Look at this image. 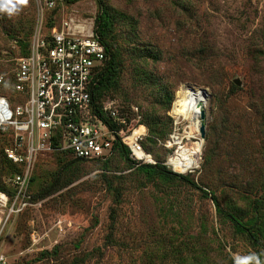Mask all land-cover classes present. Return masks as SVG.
I'll return each instance as SVG.
<instances>
[{"label":"rangeland","instance_id":"374dc122","mask_svg":"<svg viewBox=\"0 0 264 264\" xmlns=\"http://www.w3.org/2000/svg\"><path fill=\"white\" fill-rule=\"evenodd\" d=\"M102 1L123 60L117 88L103 102L128 106L133 124L145 128L143 149L208 196L178 179L147 181L116 155L105 166L85 160L62 168L61 181H72L8 223L0 253L8 264H264V250L256 251L219 216L210 198L214 194L224 212L243 222L260 212L264 245V0ZM97 8L96 0H60L45 19L94 20ZM0 10L13 24L34 11V30L37 0H0ZM20 40L0 29V94L11 104L19 100L10 74L21 57ZM185 87L206 91V123L198 166L181 174L168 165L176 150L169 143L171 136H184L188 123L170 114ZM165 96H172L170 108L160 103ZM152 118L158 129L169 130L165 140L148 137L145 122ZM0 136L9 147V137ZM206 151L212 152L209 162ZM60 168L55 155H39L31 194ZM33 232L39 241L32 246ZM54 247L58 261L40 257Z\"/></svg>","mask_w":264,"mask_h":264},{"label":"built area","instance_id":"2783aa9c","mask_svg":"<svg viewBox=\"0 0 264 264\" xmlns=\"http://www.w3.org/2000/svg\"><path fill=\"white\" fill-rule=\"evenodd\" d=\"M59 1L37 0L28 53L16 60L10 74L18 102L11 104L0 94V135L11 141L4 154L22 165L20 173L2 178L12 190H0V241L8 223L36 205L30 201L29 189L35 161L41 154L67 150L73 158L97 160L108 157L113 142L119 140L137 166L155 164L142 147L145 128L138 121L127 123L115 101L103 102L101 111L118 130L93 114L90 89L96 70L107 59L105 48L95 33L93 19L67 15L46 27L45 16ZM4 83L0 75V85ZM30 240L32 246L39 241L34 232ZM0 264H8L2 253Z\"/></svg>","mask_w":264,"mask_h":264},{"label":"trees","instance_id":"16d2710c","mask_svg":"<svg viewBox=\"0 0 264 264\" xmlns=\"http://www.w3.org/2000/svg\"><path fill=\"white\" fill-rule=\"evenodd\" d=\"M66 3H76L81 0H63ZM96 3L98 5L97 14L94 17V30L97 36L99 37L101 43L104 45L105 53H106V61L104 62V65L96 70V75L93 80V83L91 84V99H92V106H93V114L96 115V117L102 119L106 124H108L111 127H114L116 130H118V127L116 126V123L111 119H108L104 113L101 111L103 100L107 97L108 94L107 91H110L112 89L117 88L118 80L120 78V74L123 71V60L120 56V50L117 47L118 41H117V34L114 33V22L111 19L110 14L108 13L107 8L105 7L102 0H96ZM58 6V5H57ZM56 9L52 10L48 14H54L56 12ZM4 10H0V29L5 31L7 36L12 35H19L22 36V40H20L21 45V57L26 56L28 53V49L30 47V34L33 32L30 31V27L34 23V11H29L30 15H27V21H25V16L22 20H19L20 22L14 23L10 22L8 20V15H4ZM55 23L52 20H46V27L51 28ZM33 34V33H32ZM32 36V35H31ZM23 37L24 41H23ZM30 37V38H29ZM116 45V46H115ZM126 51V50H125ZM144 58V57H143ZM235 88V87H232ZM1 90V89H0ZM161 105H166L168 108H170V104L172 103V96H165L161 100ZM121 113L124 114L126 117L127 123L130 122L132 119L133 113L131 112L130 108L126 105L119 104L118 106ZM136 114V112H134ZM153 119V118H152ZM146 127L148 129V137H156L158 139L165 140V138L168 136L169 130H161L158 129L156 125H158V121L153 119L152 121L147 120ZM1 137V136H0ZM10 139V138H9ZM1 141L0 146V190L6 191L10 193L12 190V187H10L7 184L3 183V176H8L12 173H20L22 171V165L14 164L10 159L7 158V156L4 154V149L6 146H8V141L5 139V141ZM11 142V141H10ZM148 150V148L146 147ZM144 148V151L146 153L147 150ZM50 155H55L56 160L58 164H60L61 168L58 170L57 176L49 183L43 184L40 186L39 190L36 193L31 194V184L34 182V176H32L31 184H30V201L36 203L40 201L43 198H46L57 191H59L62 187H64L67 183H70L72 181L71 178H69L68 181H65L68 178H64L63 181H61V170L62 168H67L71 164H77L80 162H83L85 160L76 159L73 158L71 153L67 150H55L54 152L47 153ZM149 154V153H148ZM112 155L119 156V158H122L129 169H134L140 174H142L147 181H151L156 176H159L160 178L163 177L165 179H178L180 181L185 182L189 186H191L193 189H196L200 191V193L207 197L208 193L205 192L201 187L196 185V183L190 179L187 176H183L180 174L172 173L171 171L167 170L166 166L163 165L161 162L156 161L155 164H142L138 165L135 161L131 160L129 158V151L128 148L121 144L119 140H116L113 142L112 149L108 157L106 158H100L95 161H104V166L108 163L110 157ZM203 160H206L207 162L212 160V152L209 154L207 151L203 154ZM60 173V174H59ZM210 198L214 203L216 213L219 216H224L229 219V221L233 224V227L235 231L238 234H241L246 237V239L249 241L250 245L256 249V251L264 250V245L262 244L261 237V218H260V212L254 211L251 219L247 222H243V219L238 218V216L234 213L230 212H224L218 203V200L214 194H210ZM109 242L111 241L110 238H108ZM59 247H54L51 251H43L40 253L41 258L50 259L58 261L60 259L59 257ZM81 261H84L83 259ZM81 261H76L75 264H81Z\"/></svg>","mask_w":264,"mask_h":264},{"label":"bare ground","instance_id":"6f19581e","mask_svg":"<svg viewBox=\"0 0 264 264\" xmlns=\"http://www.w3.org/2000/svg\"><path fill=\"white\" fill-rule=\"evenodd\" d=\"M184 89L177 93L171 114L176 122L181 119L188 124L182 138L173 137L169 146H175L176 150L168 159V165L172 170L181 174L196 169L198 166L203 144L201 139H197L200 123L199 105L204 106L206 101L205 90L196 87H185ZM182 140H185V143Z\"/></svg>","mask_w":264,"mask_h":264},{"label":"water","instance_id":"95a60500","mask_svg":"<svg viewBox=\"0 0 264 264\" xmlns=\"http://www.w3.org/2000/svg\"><path fill=\"white\" fill-rule=\"evenodd\" d=\"M234 84L236 86H239V82L238 80L234 81ZM205 98H207V94L205 92ZM200 107V115H199V135H200V139L204 140L205 139V123H206V115H205V110H204V106L202 104L199 105Z\"/></svg>","mask_w":264,"mask_h":264}]
</instances>
